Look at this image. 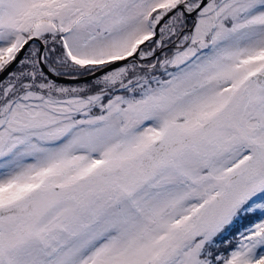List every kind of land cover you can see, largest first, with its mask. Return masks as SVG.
Here are the masks:
<instances>
[{"label": "snow or ice", "instance_id": "obj_1", "mask_svg": "<svg viewBox=\"0 0 264 264\" xmlns=\"http://www.w3.org/2000/svg\"><path fill=\"white\" fill-rule=\"evenodd\" d=\"M0 264H264V0H0Z\"/></svg>", "mask_w": 264, "mask_h": 264}, {"label": "water", "instance_id": "obj_2", "mask_svg": "<svg viewBox=\"0 0 264 264\" xmlns=\"http://www.w3.org/2000/svg\"><path fill=\"white\" fill-rule=\"evenodd\" d=\"M80 81H84V80L83 79L75 80L71 77H63L58 79V82H80Z\"/></svg>", "mask_w": 264, "mask_h": 264}, {"label": "rangeland", "instance_id": "obj_3", "mask_svg": "<svg viewBox=\"0 0 264 264\" xmlns=\"http://www.w3.org/2000/svg\"><path fill=\"white\" fill-rule=\"evenodd\" d=\"M58 83H60L62 85H75V84L83 85L85 83V81H80V82H58Z\"/></svg>", "mask_w": 264, "mask_h": 264}]
</instances>
